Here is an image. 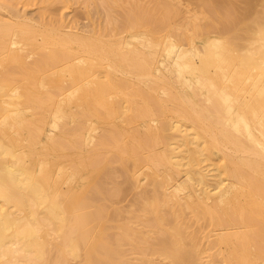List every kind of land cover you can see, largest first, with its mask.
I'll use <instances>...</instances> for the list:
<instances>
[{
    "label": "bare ground",
    "instance_id": "bare-ground-1",
    "mask_svg": "<svg viewBox=\"0 0 264 264\" xmlns=\"http://www.w3.org/2000/svg\"><path fill=\"white\" fill-rule=\"evenodd\" d=\"M200 1L0 0V264H264V0Z\"/></svg>",
    "mask_w": 264,
    "mask_h": 264
},
{
    "label": "rangeland",
    "instance_id": "rangeland-1",
    "mask_svg": "<svg viewBox=\"0 0 264 264\" xmlns=\"http://www.w3.org/2000/svg\"><path fill=\"white\" fill-rule=\"evenodd\" d=\"M144 1H145V0H144ZM146 1L148 2V0H146ZM185 1H186V3H185ZM198 1H200V0H183L184 4L189 3L188 5H189V6L191 5V7L194 6V5H196V4L198 3ZM242 1L244 2V0H242ZM240 2H241V1H240ZM243 2H242V3H239V0L235 1V5H237V7L235 6V8H236L235 11H236V12L240 13V12L243 11V7L245 6ZM200 3H202V5H200V6H202V8H203V1H200ZM200 3H199V4H200ZM237 3H238L239 5H238ZM56 4H58V5H56V6L51 5V6H52L51 9H52V8H53V9L56 8L57 11H55V10H53V9H52V10L49 9L50 6L47 7V9H48L47 11L50 12V10H51V12L53 11V14H54V12H56L55 14L60 13V12L62 11V9H63L62 6H64V4L61 3V4H63V5H61L60 2H58V3H56ZM81 4H82V3H73V4H71L72 6L70 5V7H69V10H71V11H70V15H71V17L74 18V19L76 18V20L79 22V24H80L81 26L83 25L81 28L86 29L87 27H84V26H87V24L90 25L91 23H96L95 25H97V26H101V25H103L102 27H107V26L109 25V24H107V22H108V19H107V18H105V19H107V20H105V22L107 21L106 23H105V22H102L103 19H104V16L106 15V14L104 15V13L107 12V11L105 10L106 7H104L103 4H102L103 6H102L101 10L104 9L106 12L99 10L100 7H99V9H98V7H96V6L94 7V5H92V7L96 8V9H97L96 11H95L94 8H91L92 10L90 9L91 5H90V7H89L87 4H84V5H81ZM99 4H100V3H99ZM150 4H151V3H150ZM241 4H243V6H242ZM80 5H81V6H85V5H86L85 9L83 10L82 8H84V7L81 8ZM127 5L129 6L128 3H127V4L125 3L124 5H122V6H121V7H122L121 10L118 9V8H120V6H115V8H117V9L114 8L115 11L113 10V13L115 12V13L117 14L118 11H119L120 14L122 13V14L120 15V17H119V14H117L118 16L115 14V15H116V16H115V19H116V20H119V21H120V20L122 19V15H123L125 9H127ZM240 5H241V8H238V7H240ZM40 6L42 7L43 5H41V3H39V4H37V6H36V5L34 6V9H35V8H38V7H40ZM59 6H60L61 8H60ZM87 6H88L89 8H88ZM98 6H99V5H98ZM150 6H151V5H150ZM196 7H199V5L197 4ZM196 7H193V8L195 9ZM31 8L33 9V7H31ZM31 8L29 9V11H30V12H31V11H34V12H35V10H34V9L32 10ZM57 8H59L60 11H58ZM87 8H88V9H87ZM202 8H200V9H202ZM89 9H90V10H89ZM196 9L200 10L199 8H196ZM237 9H238L239 11H238ZM240 9H242V11H241ZM38 10H39V8H38ZM38 10H36L37 12H35V13L33 12L32 14L36 16V14H38V12H39ZM85 10H86V15H84V14H85V12H84ZM116 10H118V11L116 12ZM72 11H73V13H72ZM90 11H91V13H95V12H96V13H98V14L95 15V14H96V13H95L94 16H93V15L90 13ZM94 11H95V12H94ZM97 11H98V12H97ZM30 12H29V14L32 15ZM87 12H88V13H87ZM99 12H100V13H99ZM101 13H102V15H99V14H101ZM87 15H89V16L86 18ZM147 16H148V17H147ZM92 17H95V18H92ZM99 17H100V18H99ZM102 17H103V19H102ZM117 17H118L119 19H117ZM146 17H147L148 19H149V17H150L149 21L152 20V18H151L152 16H151V15L149 16V15L147 14ZM77 18H78V19H77ZM96 18H97V19H96ZM98 18H99V19H98ZM147 18H146V19H147ZM87 19H88V20L90 19V20L88 21ZM94 19H95V20H94ZM92 20H93V21H92ZM96 20H98V22H97ZM100 21H101V22H100ZM89 22H90V23H89ZM104 23H105L107 26L104 25ZM85 24H86V25H85ZM100 24H101V25H100ZM109 26H110V25H109ZM115 167H117V166L115 165ZM116 169H117V168H115L113 171L116 172V173L119 172V170L115 171ZM118 169H119V168H118ZM101 172H102V176H103V175H104V176H107V175H105V174H107V173L105 172V170H103V171L100 170V171H97V172L95 173V179H96V182H98L97 184H100L101 186H106V187H104V189L106 188V189H105V192H109V191L111 192V190H112V192H113V191H114V190H113V187H114V188L116 187L117 190H119V189H118L119 187H120V189H121V185H122V187H123V188L120 190V192H121V191H122V192H121V193L119 192V194H116V195H119V196H116V195L114 196V195H113V196L115 197V199L113 198V201L116 200V205H115V202L113 203L112 200L108 198V197H111V196H112V195H111V196L109 195L110 192H109V193H106V198H107V199H105V201H104V203H105L106 201H108V204H106V203H107V202H106L105 205H107V208H108L109 214H110V212H111L112 210H114L113 207H120V210H119V211H122V210H123L122 212H119V211L117 212V214H119L120 216L122 215L121 218H120V217H118V218L122 219V217H124L122 221L120 220V223H123L124 221L127 220L126 217L128 218V217H130V216H133L134 213H138V212H139L138 210H139V208H140V205H138L139 202L135 199V197L138 198V196H136V195H137V193H136L137 191H135V190H130V189L127 187L128 185H126V187H125L126 180H125L123 174L120 175L121 170H120L119 173H117V174H118V177H117V174H116V173H113L114 175H116L115 177H116L118 180H120V181H118V180L115 181V180H114V182H113L112 184H111V182L113 181V179H116V178H112L114 175H111V178H110V176H107L108 179H110V181L108 180V182H105V183H106V184H105L104 181L107 180V179H106V178L103 179L104 177L101 176ZM104 172H105V173H104ZM121 173H122V172H121ZM99 176H100V177H99ZM122 176H123V177H122ZM96 177H97L98 179L102 177V178H101V181L99 180V181H100V182H99V181L97 180ZM123 178H124V181H122ZM102 180H104V181L102 182ZM111 180H112V181H111ZM117 181H118V182H117ZM121 181H122V182H121ZM115 182H116V183H115ZM120 182H121L122 184H121ZM123 182H124V183H123ZM101 183H102V184H101ZM107 183H109L110 185L107 184ZM119 183H120L121 185H119ZM114 184H115V185H114ZM127 184H128V183H127ZM112 185H113V186H112ZM116 185H118V187H117ZM107 186H110V187H111V190H109L110 187L107 188ZM124 188H125V189H124ZM126 188H127V189H126ZM107 190H109V191H107ZM127 190H130L129 192H130L131 194L129 193V194L127 195V193H128ZM139 190H142V188H140ZM131 191H135V192L132 193ZM112 192H111V194H112ZM124 192H125V193H124ZM126 192H127V193H126ZM107 194H108L109 196H108ZM122 194H123V195H122ZM135 194H136V195H135ZM124 196H126V199H125ZM128 196H129V197H128ZM131 196H133L134 199H133V197L130 198ZM119 197H120V198H119ZM120 199H121V200H120ZM102 201H103V200H102ZM117 201H118L119 205H122V206H118V205H117ZM132 201H133V202L136 201L135 203H137V205H134L135 203L133 204ZM109 202H110V203H109ZM129 204H132V205L129 206ZM139 204H140V203H139ZM108 205H110V206L108 207ZM113 205H114V206H113ZM133 205H134V206H133ZM111 206H112V207H111ZM123 206H125V208H124ZM136 206H137V207H136ZM138 206H139V208H138ZM110 207H111V208H110ZM121 207H122L123 209H122ZM134 207H135V209H136L137 211L134 209ZM109 208H110V209H109ZM131 208H132V209H131ZM121 209H122V210H121ZM125 209H127V210L130 209V210H129V212H128V211L125 210ZM126 211H127V212H126ZM134 211H136V212H134ZM113 212H115V210L111 212V215H110L111 217L117 215V214H115V215L112 216V214H114ZM126 213H127L128 215H127ZM129 214H130V215H129ZM119 215H117V216H119ZM126 215H127V216H126ZM117 216H115L114 218H116ZM118 218H116V219H118ZM112 222L115 224L114 221H112ZM118 222H119V221H118ZM113 223H112V224H113ZM115 225H117V224H115ZM117 226H118V225H117ZM114 228H115V229H114ZM118 228H119V226H118L117 228H116V227H112V229H111L110 231H108V229H107V232H108V233L110 232L113 236L115 235V233H117V232H119V231L123 232L122 229L118 231ZM121 228H122V227H121ZM113 229H114L116 232H115ZM119 229H120V228H119ZM119 233H120V232H119ZM123 244H124V245H122L121 247H123L122 249H124V252H127V251H128L127 249H130L131 246H130V244L128 243V241H127V243H126V241L123 242ZM125 244H126V245L129 244V246L126 248V247H124V246H126ZM125 248H126V249H125ZM122 251H123V250H122ZM74 261H75V260H72L71 264H73V263H76V264H77V263H78V264L80 263V264H81V262H79V261H75V262H74ZM140 262H141V261H140ZM138 264H140V263L138 262Z\"/></svg>",
    "mask_w": 264,
    "mask_h": 264
}]
</instances>
